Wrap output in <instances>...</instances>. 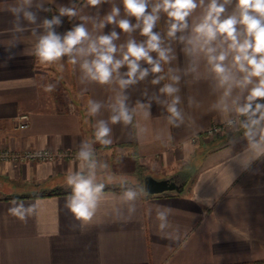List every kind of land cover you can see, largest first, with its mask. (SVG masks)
<instances>
[{"label":"crops","instance_id":"0c3cea01","mask_svg":"<svg viewBox=\"0 0 264 264\" xmlns=\"http://www.w3.org/2000/svg\"><path fill=\"white\" fill-rule=\"evenodd\" d=\"M14 2L0 0V150L45 149L60 156L0 159V264H264V156L253 158L243 126L227 136L202 138L212 124L237 114L252 87L233 84L225 96L228 85L220 83L202 46L189 42L210 0L192 11L188 27L174 37L168 36L171 19L159 13L153 32L169 59L150 52L161 72L153 73L152 65L141 60L140 70L147 69L148 75L126 87L119 80L128 79L127 64L106 84L92 80L82 68L95 58L90 46L100 36L117 33L115 59H122V46L129 40H147L140 28L126 33L118 23H107L114 7L119 9L116 21L138 23L123 0H102L96 6L88 0H32L28 10L36 20L30 23L21 16L23 31L14 30L7 11ZM157 2L149 0L147 11ZM61 7L76 15L61 16ZM233 13L238 15L236 0L225 5L221 18ZM54 16L61 21L52 26L54 34L63 38L83 25L88 37L71 54L41 62L36 44L46 34L43 21ZM237 29L243 31V25ZM221 41L218 37L212 43L217 55L227 51ZM233 55L229 51L224 64L239 80L244 73L235 67ZM165 85L177 91L161 92ZM177 97L179 117H173L168 107ZM121 102L131 120L113 123ZM21 114L28 115L23 128ZM101 122L110 129L104 138L110 144L96 138ZM195 136H200L198 143H192ZM66 151L72 156L63 157ZM81 151L91 153L88 161L79 158ZM195 153L196 169L188 175L181 166ZM137 160L154 168L151 174L158 178L185 172L191 179L180 192L146 196L128 190L136 194L132 200L125 196L128 191L101 190L91 223L82 225L73 217L66 207L72 195L69 175L80 173L116 187L113 182L135 172ZM52 190L62 192L49 194ZM12 207L30 209L26 220L10 213Z\"/></svg>","mask_w":264,"mask_h":264},{"label":"clouds","instance_id":"9594fccd","mask_svg":"<svg viewBox=\"0 0 264 264\" xmlns=\"http://www.w3.org/2000/svg\"><path fill=\"white\" fill-rule=\"evenodd\" d=\"M88 3L91 6H96L101 4L102 0H88ZM203 3L204 0H199V4L197 0H158L157 3L152 5L149 12L147 11L149 0H123L127 14L136 17L138 23L133 25L127 19L116 21L119 9L115 7L107 15V23H118L119 28L126 33L140 28L141 35L147 37V40L142 43L129 40L126 46H122L126 47L122 59H115L113 54L118 49L113 44V40L118 38L117 33L113 31L110 35L100 36L98 44L93 43L90 46V53L95 54V58L91 62L85 61L82 68L92 80L100 84H106L109 83L113 72L127 64L128 71L125 75L128 79L119 80L121 87L133 84L136 79L142 80L148 75L147 69L140 70L138 62L141 60L152 65L151 71L153 73L161 72L159 62L154 61L149 54L150 52H156L160 60L167 61L169 59L166 55L167 50L161 47L159 34L153 32V28L160 18L159 13L163 11L171 19L168 36L174 37L178 31H183L188 27L186 18ZM228 3H231V0H224L223 3L220 0H210L202 21L194 29L196 35L189 42H195L202 46V50L206 52L208 62L212 65V70L217 74L220 83L228 85L225 96L229 95L233 84L241 89L252 85L246 96V102L243 106L237 107L235 111L247 118L242 126L246 129L245 135L250 139V147L254 150L253 158L259 159L264 156V103L257 102L264 101V0H236L238 15L233 13L222 19L225 5ZM31 5L32 0H15L8 7L7 11L13 16L15 31H23L19 26L21 16L30 23H35V14L28 10ZM59 12L61 16L72 17L76 15V12L68 7H61ZM60 23L59 16L43 21L46 34L39 37L35 52L41 62L57 61L64 54H71L74 48L88 37L86 28L79 25L61 38L51 30L53 25H60ZM237 25H243V31H238ZM241 36H243L242 40ZM218 37H222V44H227V51H220L217 55L215 54L217 48L213 47L212 43ZM229 51L234 53L233 62L235 67L238 68L240 73H244L242 79H235L229 68L224 64ZM71 62L75 63V60L73 59ZM254 77L258 78L255 82ZM153 83H158V80H153ZM176 91L177 89L170 85H165L161 89V92L168 95H172ZM177 102L178 97L168 107V111L173 117H179L175 107ZM91 111L95 112L96 108H92ZM119 120H123L125 123L131 120L122 102L119 115L112 117L113 123ZM109 132L110 129L101 122L95 135L102 144L107 145L111 141L104 138L108 136ZM257 135H259V139L252 140ZM78 155L80 159L88 161L91 153L81 151ZM67 184L72 187V195L67 197L66 207L82 225L91 223L97 211L98 194L101 193L104 184H95L91 176L85 177L80 173L69 175ZM135 195L132 191L125 193L128 200L134 199ZM9 211L19 219L26 220L25 212H29L30 209L12 207Z\"/></svg>","mask_w":264,"mask_h":264},{"label":"built area","instance_id":"2783aa9c","mask_svg":"<svg viewBox=\"0 0 264 264\" xmlns=\"http://www.w3.org/2000/svg\"><path fill=\"white\" fill-rule=\"evenodd\" d=\"M264 103V101H257ZM246 117L239 113L215 124H212L204 134L215 137L217 135L230 134L231 132L242 127L243 122L246 121ZM20 127L28 126V115L21 114L19 116ZM65 154V152L63 153ZM62 155V154H61ZM60 154L45 149H29L17 153H12L8 149L0 150V159H30V160H55Z\"/></svg>","mask_w":264,"mask_h":264},{"label":"rangeland","instance_id":"374dc122","mask_svg":"<svg viewBox=\"0 0 264 264\" xmlns=\"http://www.w3.org/2000/svg\"><path fill=\"white\" fill-rule=\"evenodd\" d=\"M205 133V132H204ZM229 134H223V135H217L215 137H211V136H208L206 134H203L202 135V138H205V139H214V138H217V137H223V136H227ZM200 141V136H195L192 138V143H198ZM10 150V149H8ZM10 152L12 153H17V152H21V151H14V150H10ZM63 157H67V156H72L71 152L70 151H66L65 154H62ZM199 154L198 153H195L194 156H192V158L190 159L189 162H186V163H183V165L181 166V169H183L184 171H188V175H191L194 170L196 169V165H197V158H198ZM11 159V158H10ZM2 160H5V159H2ZM139 164L142 166L143 168V175L145 176L146 174H151V172H154V168H152L151 166L147 167L146 165L140 163V161L138 160ZM136 166V161H135V165L134 167ZM136 169V168H135ZM154 177L158 178L159 176L156 175V174H152ZM106 176V175H105ZM123 179V178H122ZM99 182H101L102 184H104V186L107 185V182L104 181V180H100ZM138 182H140V179H139V175L137 172H134L133 174L129 175V176H126L124 177L123 180L119 181V182H113L114 185H116V187H125V188H129L130 190L132 189H135L137 190V184ZM97 183V182H96Z\"/></svg>","mask_w":264,"mask_h":264},{"label":"water","instance_id":"95a60500","mask_svg":"<svg viewBox=\"0 0 264 264\" xmlns=\"http://www.w3.org/2000/svg\"><path fill=\"white\" fill-rule=\"evenodd\" d=\"M175 178L176 176L156 178L152 174H146L144 176V190L150 195L160 194L167 191L180 192L188 181L178 183Z\"/></svg>","mask_w":264,"mask_h":264},{"label":"trees","instance_id":"16d2710c","mask_svg":"<svg viewBox=\"0 0 264 264\" xmlns=\"http://www.w3.org/2000/svg\"><path fill=\"white\" fill-rule=\"evenodd\" d=\"M143 168L142 166L139 164L138 160L136 161V169H135V172L138 173L139 175V179H140V182H138V184L136 185L137 186V192L143 194V195H150L148 193L145 192L144 190V175H143ZM182 176H184L186 178V180L189 182L190 181V177H187V174L184 172L182 173ZM95 184H102L101 182H97ZM109 189H114V190H119V191H128L130 190L129 188H125V187H111V186H104V188L102 190H109ZM62 191H59V190H52L49 192V194H55V193H61Z\"/></svg>","mask_w":264,"mask_h":264},{"label":"flooded vegetation","instance_id":"af4514ba","mask_svg":"<svg viewBox=\"0 0 264 264\" xmlns=\"http://www.w3.org/2000/svg\"><path fill=\"white\" fill-rule=\"evenodd\" d=\"M175 179H176V182L180 183V182H184L186 178L182 175H177Z\"/></svg>","mask_w":264,"mask_h":264}]
</instances>
